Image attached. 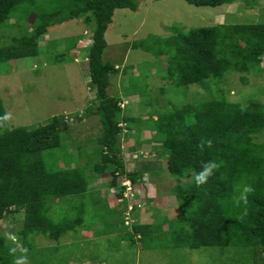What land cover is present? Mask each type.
I'll list each match as a JSON object with an SVG mask.
<instances>
[{
	"label": "trees",
	"instance_id": "trees-1",
	"mask_svg": "<svg viewBox=\"0 0 264 264\" xmlns=\"http://www.w3.org/2000/svg\"><path fill=\"white\" fill-rule=\"evenodd\" d=\"M185 1L218 7L234 0ZM138 4V0H0V26L22 16L26 27L22 35L0 47V65L39 56V41L51 26L84 18L92 39L84 49L89 86L95 90L97 102L83 116L97 114L101 123V134L94 141L97 159L90 165V173L85 167L72 166V162L54 165L46 160L45 153L60 147V133L68 122L64 116L56 115L39 126L11 127L0 98V220L7 214L24 212L23 226L18 230L21 247L10 236L0 235V264H60L63 256L60 257L59 248L69 245L61 244V238L83 225L95 224L85 222V215L92 200L98 205L102 200L96 188L97 176H112L108 185L117 189L121 198L125 190L122 179L135 184L143 175H160L164 169L177 179L170 191L176 197L177 215L157 217L150 223L135 221L127 233L123 234L125 227L120 230V241L142 242L144 247L156 241L155 248H213L219 251L215 262L264 264V103L229 101L224 87L230 71L238 72L244 85L249 83L248 74L264 71V23H218L167 37L151 35L134 40L132 48L152 54L153 69L158 70L154 74L167 81L159 87L166 107H153L156 117L149 112L144 120L141 115L122 113L119 93L113 95L109 91L112 78L120 69L117 63L104 60L106 32L115 11H136ZM30 19L33 22L29 32ZM61 56L64 55L55 57ZM156 59L166 63L160 67ZM150 72L140 78L141 85L126 86L123 96L137 94L140 101L151 106ZM191 85L203 90L193 91V100L179 104L166 94L173 88L189 91ZM144 96L150 99L145 100ZM140 122L155 131L152 139L161 143L162 152L156 159L142 161L140 167L127 172L119 156V135L123 128L132 129ZM143 130L146 129L138 128L132 150L144 143L140 139ZM111 166L114 168L108 171ZM103 206L109 213H102L104 216L98 219L106 223L113 215L124 226L127 202ZM106 229L114 233V224H106ZM93 232L95 236L102 235L101 231ZM41 235L56 244L39 247L35 239ZM162 238L167 241L161 242ZM78 239L87 238L81 235ZM44 249L49 252L46 254ZM225 254L227 261L223 259Z\"/></svg>",
	"mask_w": 264,
	"mask_h": 264
},
{
	"label": "rangeland",
	"instance_id": "rangeland-1",
	"mask_svg": "<svg viewBox=\"0 0 264 264\" xmlns=\"http://www.w3.org/2000/svg\"><path fill=\"white\" fill-rule=\"evenodd\" d=\"M138 3L136 11H115L113 22L106 32L108 46L104 52V60L117 63L116 67L120 69L116 77L112 78L109 91L113 95L119 93L122 113L135 117L141 115L144 120L148 118L149 112L156 117L153 107L157 106L158 110H164L166 107L163 100L165 98L159 95V87L165 86L167 81H162L158 74H154L158 73V70L153 69L155 57L152 54L140 48H132L131 43L134 40L149 38L151 35L167 37L182 30L188 31L191 28L218 23H264V0H234L218 7L196 6L185 0H138ZM16 18L9 20L4 27L0 26V47L10 44L13 37L26 31L25 19L22 16ZM83 20L84 18L73 19L51 26L39 41V56L2 63L0 98L11 127L39 126L56 115L64 116L68 122L60 133V147L46 152L45 158L54 165L61 162L60 166L72 162V166L77 164L85 167L90 173V165L97 159L94 141L101 134V123L97 114L83 116L84 112L97 102L96 92L89 86L90 72L84 51L88 43H92L88 41L91 29ZM32 22L33 19H30L27 24L29 32ZM79 36L83 37L81 41ZM62 54L64 56L60 58L55 57ZM156 61L160 67L166 63L163 59ZM127 65L131 66L126 68ZM261 66L264 67V55ZM149 72L148 83L153 90L150 94L152 99L144 97L145 100H151V106H146L140 101L141 97L137 94L123 96L122 90L127 88L126 86L133 88L141 85L143 80L140 78ZM238 76L239 73L233 71L226 75L224 87L227 99L233 102L254 100L264 103V71L248 74L247 85H244ZM189 87V91L185 88H173L166 94L173 102L181 104L183 100L195 98L196 93L193 91L203 92L200 86ZM138 128L146 129L140 134L144 143L140 148L132 150L136 144ZM154 135L155 131L148 130V125L143 122H140L139 126H132V129L123 128L119 135V156H122L127 172L140 167L139 163L142 161L156 159L162 152L161 143L152 139ZM56 158L60 160L57 162ZM162 163L165 165V159ZM113 168L111 166L108 171ZM111 179L110 175L96 177L97 192L102 200L99 205L92 200L86 207L85 215V222L93 221L95 224L91 227L83 225L78 231H71L68 236L61 238V244L70 246L59 248L60 257L63 256L60 264H226L224 261H214L219 256L218 249L155 248L153 245L156 241L149 242L148 245L145 243L147 247H144L142 242L134 244L127 240L120 241V230L125 227L123 234L127 233L135 221L150 223L157 220V217L160 219L165 215H177L176 197L171 196L170 192L177 179L171 177L165 169L160 175L147 173L135 184L128 179H122L121 186H124L125 190L121 198L117 196V189L109 187ZM150 198L153 199L149 200ZM135 201L138 205L134 209ZM125 202L128 203V210L124 213V226L113 215H109L106 223L100 220L103 214L109 213L108 208H103V205L115 207ZM23 222L22 210L7 214L0 220V235L10 236L9 238L21 247L18 230L22 228ZM109 223L114 224V233L105 230V225ZM166 226L164 224V227ZM93 231H101L102 235L95 236ZM81 235L87 239H78ZM35 240H38L39 247L56 244L43 235ZM166 241V238L161 239L163 243ZM67 249H70V252ZM45 252L47 254L49 250ZM227 254L224 255V260L227 259ZM28 263L30 261L20 262Z\"/></svg>",
	"mask_w": 264,
	"mask_h": 264
},
{
	"label": "clouds",
	"instance_id": "clouds-1",
	"mask_svg": "<svg viewBox=\"0 0 264 264\" xmlns=\"http://www.w3.org/2000/svg\"><path fill=\"white\" fill-rule=\"evenodd\" d=\"M90 40H88V41H92V39L90 38V37H88ZM89 45L91 44V43H88Z\"/></svg>",
	"mask_w": 264,
	"mask_h": 264
}]
</instances>
